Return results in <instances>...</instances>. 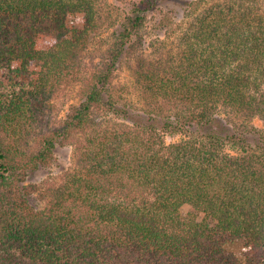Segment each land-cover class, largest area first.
<instances>
[{
    "label": "trees",
    "instance_id": "1",
    "mask_svg": "<svg viewBox=\"0 0 264 264\" xmlns=\"http://www.w3.org/2000/svg\"><path fill=\"white\" fill-rule=\"evenodd\" d=\"M163 1L118 23L108 0H0V264H238L237 240L264 264V0L191 2L172 40L140 52ZM125 54L134 80L117 88ZM76 83L54 126V96ZM58 144L73 168L26 184Z\"/></svg>",
    "mask_w": 264,
    "mask_h": 264
},
{
    "label": "rangeland",
    "instance_id": "2",
    "mask_svg": "<svg viewBox=\"0 0 264 264\" xmlns=\"http://www.w3.org/2000/svg\"><path fill=\"white\" fill-rule=\"evenodd\" d=\"M137 0H108L109 6L114 11V18L120 23L123 21L127 14L129 5ZM211 0H164L160 2L157 9L153 13L145 15L144 26L140 31L143 37V44L139 51L149 53L151 51V44H157L159 42H169L174 36V32L179 29V24L183 19L184 14L189 10V4L200 3L205 4ZM68 25L70 27H78L76 19L70 17L68 19ZM113 28H105L102 30L96 41L92 44L91 48L98 50H105L112 40ZM40 49H45V46H38ZM139 52V53H140ZM135 54H138L135 53ZM100 55H93L90 60H86V64L89 68L94 69L96 64L100 61ZM134 56V55H133ZM125 54L117 65V69L114 73L113 84L117 88L131 87L133 83V71L134 57ZM93 61V62H91ZM62 89V88H61ZM81 89L79 85L73 84L68 87H64L56 93L53 98L54 110L50 113L51 123L54 126H58L60 121L64 120L65 117L72 112V110L78 106L81 100ZM125 97L130 98L133 102L137 101V97L132 93L124 92ZM252 124L259 130L264 129L263 122L255 117L252 120ZM179 136L166 135L165 140L167 143L178 141ZM226 151L232 153L230 148ZM73 168V154L72 149L69 146L58 144L54 151V157L48 165L40 167L36 172L32 173L27 179L26 184H39L45 180L57 179L65 172ZM38 204V200L34 201ZM191 207L184 205L181 208L183 214L188 213ZM198 220H202L204 215L197 213ZM225 250L232 253L238 260V264H246L248 249L244 240H237L230 242L225 245Z\"/></svg>",
    "mask_w": 264,
    "mask_h": 264
}]
</instances>
